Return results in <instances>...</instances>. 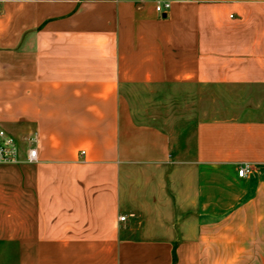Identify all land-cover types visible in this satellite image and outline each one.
<instances>
[{
  "label": "crops",
  "instance_id": "obj_1",
  "mask_svg": "<svg viewBox=\"0 0 264 264\" xmlns=\"http://www.w3.org/2000/svg\"><path fill=\"white\" fill-rule=\"evenodd\" d=\"M0 125V264H264V0H0Z\"/></svg>",
  "mask_w": 264,
  "mask_h": 264
},
{
  "label": "built area",
  "instance_id": "obj_2",
  "mask_svg": "<svg viewBox=\"0 0 264 264\" xmlns=\"http://www.w3.org/2000/svg\"><path fill=\"white\" fill-rule=\"evenodd\" d=\"M170 7L169 2L158 3L156 9L162 11ZM85 154V151H82ZM27 161H37V149L30 148L28 151ZM19 143L14 135L9 133L4 127L0 125V164H15L19 163ZM252 172L250 163H243L238 168V175L245 177ZM121 220L126 219V215L120 216Z\"/></svg>",
  "mask_w": 264,
  "mask_h": 264
}]
</instances>
